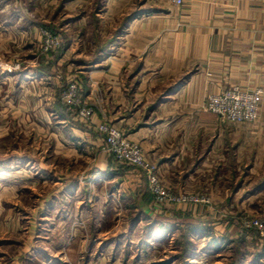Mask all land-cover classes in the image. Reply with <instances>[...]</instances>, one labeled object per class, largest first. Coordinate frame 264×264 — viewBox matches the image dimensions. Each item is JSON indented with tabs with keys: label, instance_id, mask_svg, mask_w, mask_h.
Masks as SVG:
<instances>
[{
	"label": "rangeland",
	"instance_id": "1",
	"mask_svg": "<svg viewBox=\"0 0 264 264\" xmlns=\"http://www.w3.org/2000/svg\"><path fill=\"white\" fill-rule=\"evenodd\" d=\"M141 4L156 3L0 0V75H11L6 86L0 83V264H53L45 255H64L76 237H88L89 250L96 249V242L103 239V244H108L119 229L129 226L134 212L140 217L135 206L142 203L151 208L150 220L173 203L210 199L207 194L176 193L159 173L165 186L181 198L169 203L158 200L150 189L148 171L118 158L102 128L114 124L136 141L129 137L126 122L111 120L113 82L90 70L101 67L96 61L102 59L111 66L118 45L126 41L121 31L127 14L123 11ZM37 70L47 71L52 78L43 83L37 80L40 76L33 75L23 86L17 84L18 73ZM109 70L103 69L106 74ZM61 119L67 126L55 128ZM72 132L78 133L81 143L72 146L64 142ZM136 142L158 168L156 160ZM102 155L108 158L106 174L95 169L103 162ZM129 170L141 176L136 198L130 188L132 180H122ZM79 205L85 210L81 219L76 217ZM214 206L220 210L216 217L226 218L219 229L241 235L232 251H245L247 264H264V205H231L225 212L223 205ZM151 223L146 233L154 228V221ZM137 228L131 232L134 240L144 234L140 225ZM158 234H153L157 246L149 249L152 256L148 259L153 264L167 260L185 264L187 251H195L186 240L188 227L167 245L159 244ZM231 244L226 245L228 250ZM176 255L180 257L174 261ZM218 258L224 261L221 264L235 263L234 258ZM204 264L216 263L212 259Z\"/></svg>",
	"mask_w": 264,
	"mask_h": 264
},
{
	"label": "crops",
	"instance_id": "2",
	"mask_svg": "<svg viewBox=\"0 0 264 264\" xmlns=\"http://www.w3.org/2000/svg\"><path fill=\"white\" fill-rule=\"evenodd\" d=\"M154 2L155 6L141 4L123 11L127 14L121 31L126 41L118 45L111 66L102 63L106 59L97 60L101 67L90 71L113 82L111 120L128 124L129 137L156 160L165 184L176 193L207 194L210 199L173 203L150 220L149 204H135L140 217L134 212L129 226L119 229L112 244H103V239L96 242V249L89 250L88 237H76L64 255H45L53 264H153L148 259L150 247L157 246L153 234L158 231L160 241H156L167 245L179 238L185 227L186 240L196 247L187 251L185 264L212 259L224 263L215 259L217 256L247 264L245 251H232L241 235L219 229L226 218L216 217L220 210L214 205H223L224 212L231 205H264V92L255 122L223 119L205 103L211 93L231 84L261 86L264 91V0H185L182 5ZM103 69H110L109 73ZM33 75L40 76L37 80L43 83L52 78L47 71L37 70L18 73L16 82L23 86ZM10 76L1 74L0 83L6 86ZM63 120L55 128L66 127ZM78 138V133L72 132L63 140L73 146L81 143ZM103 156L95 169L106 174L108 158ZM123 178L132 180L130 188L136 198L141 176L129 170ZM79 206L76 217L81 219L85 210ZM153 221L154 228L146 233ZM138 225L144 234H137L134 240L131 232H136Z\"/></svg>",
	"mask_w": 264,
	"mask_h": 264
},
{
	"label": "built area",
	"instance_id": "3",
	"mask_svg": "<svg viewBox=\"0 0 264 264\" xmlns=\"http://www.w3.org/2000/svg\"><path fill=\"white\" fill-rule=\"evenodd\" d=\"M165 4L182 5L185 0H155ZM263 88L244 87L240 84H231L223 89L211 93L206 101V107L219 114L223 119L240 122H255L260 116V105L263 98ZM66 96V95H65ZM107 133L110 149L121 160H130L143 166L148 171L150 189L158 200L171 202L181 198L174 195L160 178L157 165L149 161L144 149L132 139L124 136L120 128L114 124L102 125Z\"/></svg>",
	"mask_w": 264,
	"mask_h": 264
}]
</instances>
